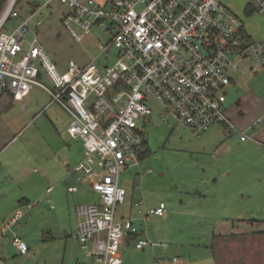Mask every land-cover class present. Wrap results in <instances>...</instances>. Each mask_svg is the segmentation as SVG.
I'll return each mask as SVG.
<instances>
[{
    "label": "built area",
    "instance_id": "1",
    "mask_svg": "<svg viewBox=\"0 0 264 264\" xmlns=\"http://www.w3.org/2000/svg\"><path fill=\"white\" fill-rule=\"evenodd\" d=\"M53 1L68 7L61 22L76 42L93 28L108 34L107 42L100 45L104 63L100 65L98 54L85 64L71 60L59 70L37 37L24 46L28 18L11 32L2 30L6 21L18 17L8 5L0 14V92L6 90L23 102L36 85L52 96L49 105L58 103L68 114L67 132L82 142L84 151L67 174L79 181L86 177L98 195L97 202L78 206L82 219L74 238L82 246L91 242L99 264H122L123 235L138 231L132 219L116 218L118 206L126 200L119 175L122 168L139 165V156L147 152L143 123L153 117L150 98L193 135L218 123L229 124L225 115L229 69L238 68L237 60L249 52L264 68V39L244 38L239 18L220 0H46L40 8ZM252 2L264 15V0ZM110 49L115 51L112 57ZM42 76L53 83L56 92L40 82ZM241 135L244 140L245 133ZM51 190L46 189V196ZM67 190L77 192L78 188L74 185ZM32 206L26 203L25 210L20 207L5 220L0 237ZM164 213L161 202L145 211L144 218ZM12 245L20 254L28 251L18 236L12 238ZM147 245L139 239L135 247ZM180 262L177 257L167 263L158 261Z\"/></svg>",
    "mask_w": 264,
    "mask_h": 264
},
{
    "label": "rangeland",
    "instance_id": "2",
    "mask_svg": "<svg viewBox=\"0 0 264 264\" xmlns=\"http://www.w3.org/2000/svg\"><path fill=\"white\" fill-rule=\"evenodd\" d=\"M45 1L15 0L10 6L20 15L6 21L2 30L11 32L28 18L24 46L28 47L37 37L61 71L71 60L84 62L100 54V45L107 42L108 34L93 28L81 42L73 40L61 22L68 9L65 4L53 1L30 17L37 10L34 3L41 7ZM220 1L240 19L254 42L264 39L263 13L254 9L247 15L244 11L248 3L252 5V0ZM8 5L9 0L4 8ZM37 21L42 24L38 26ZM109 51L110 57L115 55L114 49ZM245 59L248 63L255 62L252 52ZM98 61L100 65L104 63L103 53ZM39 80L56 92L46 76ZM12 98L8 91L0 92V200L5 201L3 206L8 211L24 197L33 206L28 209L26 219H20L0 237V264H99L91 254L92 248H83L74 238L76 225L82 219L78 206L94 203L98 195L87 185H81V181L77 182L74 176V179L67 176L66 167L58 163L59 155L68 148L67 114L58 103H52L37 115L52 96L35 85L23 102ZM229 101H236L231 92L226 106ZM149 105L153 117L143 123L147 153L139 165L120 171L119 184L127 195L118 206L116 218L120 219L130 210L137 216L139 209L155 208L161 201L167 216L133 219L138 236L123 235L122 264H159V260L167 263L173 257L180 259L179 264H221L222 261L257 264L256 259L264 258V218L252 219L232 212L242 191L238 189L234 169L228 176L220 174L218 167L224 160L216 158L214 152L216 133L210 130L193 135L154 98H150ZM71 143L73 151L81 149L79 143ZM239 157L232 152L227 159ZM76 162L71 158L69 164L74 167ZM85 180L88 181L86 177ZM75 184L78 192L68 193L67 186ZM48 186H53L50 201L45 197ZM259 187L264 200V185ZM132 190L134 201L144 200L141 205L131 203L130 206L128 195ZM2 208L0 205V227ZM21 209L25 210V204ZM219 235L224 237L221 246L213 243ZM14 236L26 243V253L20 254L12 245ZM139 239L146 240L148 245L137 249L135 244Z\"/></svg>",
    "mask_w": 264,
    "mask_h": 264
},
{
    "label": "crops",
    "instance_id": "3",
    "mask_svg": "<svg viewBox=\"0 0 264 264\" xmlns=\"http://www.w3.org/2000/svg\"><path fill=\"white\" fill-rule=\"evenodd\" d=\"M43 8H40V6H38L37 10L32 12L31 14H33L34 16L37 11H40ZM240 24H241L240 31H242L241 33L243 34L244 38H246L249 41H253L251 36L247 33V31L243 27V23L241 21ZM89 60L78 63L85 64ZM237 61L239 63V67L236 69L235 68L229 69L231 84L226 88L227 96L231 92V94L235 96V100H236V101H229V104H227V106L225 105V115L228 118L229 124L226 123L215 124L208 131H205V133L209 132L210 130L211 131L213 130V132L216 133L217 144L215 145L216 147L214 148V152L215 154H217L216 158H220L221 160H224V162H220L218 167V169H221L220 174L222 176H228L230 174V170L234 169L236 171L238 189L241 190L242 192L240 191L241 193L240 196H238V201H237L238 205L232 207V212H237L252 219L254 218L256 219L258 217L264 218V200L262 199L261 197L262 194H260V190H259L260 188L259 186L264 185V68H262L255 62L248 63L245 58L243 59L239 58ZM231 71L234 72L232 75L230 73ZM33 87L34 86H32V88ZM31 90L26 96L30 94ZM227 96H226V101H227ZM50 106L51 105L48 104L43 108V110H39L37 115H39L42 112L44 113L45 108H48ZM67 119H68L67 123L69 125L70 122L69 116ZM259 119H261V121H258ZM241 132H244L246 135V138L244 140L241 139L242 136ZM66 138L67 140H69L70 144L68 142V148H64L65 152L63 153V155L62 154L59 155L58 163H62V166L66 167V173H68L67 170L69 168H73L69 164L70 159L73 158L75 162L77 161L76 163H78L83 157L84 148L82 142L77 139L71 138L68 132ZM71 142L79 143L81 145L80 146L81 149L78 152L73 151ZM232 152H234L236 156L237 155L240 156L239 159L237 160L227 159ZM72 155L74 156L71 157ZM145 156L146 154L143 156V158ZM67 176L74 179L72 175L67 174ZM64 180H66V177H64ZM76 181L79 182V180L77 179ZM81 185L83 186L87 185L90 188V190L94 192L88 181L81 180ZM48 187L53 188V186H48ZM68 187L69 186H67V188ZM68 193H74V192H68ZM128 196L130 199V206L131 203L132 206H136L135 203H139L141 201L144 202L143 199L134 201V190H132V192H130ZM45 197H47L46 198L47 201H49L48 199L51 200L50 194H48V196ZM97 201L98 200L94 201V203ZM4 202L5 201L0 200V205H2L3 207L2 208L3 213L1 215L2 216L1 224L5 220L10 218L18 208L28 203L29 200L27 199V197L22 198V200L19 201L18 205H15L13 209L10 211H8L9 209H6V206H3ZM144 209L143 210L139 209L137 216L132 215L130 210L128 214L121 215V217L127 216L132 220L136 217L140 219L148 220L150 215H154V214H149L146 218H144L145 211H147ZM27 216H29V213L24 215L21 218V220L26 219ZM162 216L164 217L167 216L166 208H165V213ZM68 236H70V234H68ZM222 236L223 235H219L216 237L214 236L215 238L213 243L221 246L224 243L223 242L224 237ZM129 237L131 236L129 235ZM86 246H90V248H92L91 242H88L85 246L82 247L84 248ZM256 260H257V264L258 263L264 264V258H258ZM221 264H225V263L222 261Z\"/></svg>",
    "mask_w": 264,
    "mask_h": 264
},
{
    "label": "trees",
    "instance_id": "4",
    "mask_svg": "<svg viewBox=\"0 0 264 264\" xmlns=\"http://www.w3.org/2000/svg\"><path fill=\"white\" fill-rule=\"evenodd\" d=\"M7 2V0H0V13L2 12V10H3V8H4V6H5V3ZM37 7L39 6L38 4H36V3H34ZM244 11H245V13L247 14V15H250L253 11H254V7L250 4V3H248L246 6H245V9H244ZM18 13V17H19V15H20V13L19 12H17ZM32 15V14H31ZM242 32V31H241ZM4 92V91H3ZM146 154V152L145 153H143V154H141L139 157H140V160L143 158V156ZM132 238H136L137 236H138V234L136 233V234H129ZM128 235V236H129Z\"/></svg>",
    "mask_w": 264,
    "mask_h": 264
},
{
    "label": "bare ground",
    "instance_id": "5",
    "mask_svg": "<svg viewBox=\"0 0 264 264\" xmlns=\"http://www.w3.org/2000/svg\"><path fill=\"white\" fill-rule=\"evenodd\" d=\"M15 0H9V6L14 3Z\"/></svg>",
    "mask_w": 264,
    "mask_h": 264
},
{
    "label": "water",
    "instance_id": "6",
    "mask_svg": "<svg viewBox=\"0 0 264 264\" xmlns=\"http://www.w3.org/2000/svg\"><path fill=\"white\" fill-rule=\"evenodd\" d=\"M66 236H68V234L66 233Z\"/></svg>",
    "mask_w": 264,
    "mask_h": 264
}]
</instances>
